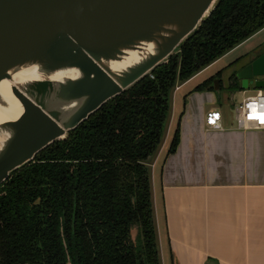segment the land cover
Wrapping results in <instances>:
<instances>
[{
    "label": "trees",
    "instance_id": "1",
    "mask_svg": "<svg viewBox=\"0 0 264 264\" xmlns=\"http://www.w3.org/2000/svg\"><path fill=\"white\" fill-rule=\"evenodd\" d=\"M263 28L264 0H220L166 63L12 173L0 186V264H162L151 166L173 93Z\"/></svg>",
    "mask_w": 264,
    "mask_h": 264
},
{
    "label": "water",
    "instance_id": "2",
    "mask_svg": "<svg viewBox=\"0 0 264 264\" xmlns=\"http://www.w3.org/2000/svg\"><path fill=\"white\" fill-rule=\"evenodd\" d=\"M219 1L0 0V86L21 110L0 124V186L166 63ZM236 76L264 90V54ZM0 108L17 109L1 92Z\"/></svg>",
    "mask_w": 264,
    "mask_h": 264
},
{
    "label": "crops",
    "instance_id": "3",
    "mask_svg": "<svg viewBox=\"0 0 264 264\" xmlns=\"http://www.w3.org/2000/svg\"><path fill=\"white\" fill-rule=\"evenodd\" d=\"M237 52L233 74L264 54V28L206 70ZM203 72L174 91L166 138L151 166L161 263L264 264V129L240 130L236 121L239 106L258 90L238 80L230 91L232 75L227 86L218 77L217 90L204 86L220 72L192 85ZM225 88L232 97L220 96ZM211 110L222 113L221 130L207 127ZM178 127L177 150L168 155Z\"/></svg>",
    "mask_w": 264,
    "mask_h": 264
},
{
    "label": "built area",
    "instance_id": "4",
    "mask_svg": "<svg viewBox=\"0 0 264 264\" xmlns=\"http://www.w3.org/2000/svg\"><path fill=\"white\" fill-rule=\"evenodd\" d=\"M153 78V76H151ZM264 114V91L258 90L256 95L249 97L237 109L236 121L240 130H262L264 124L259 120L250 119V116ZM222 113L219 110H211L206 116V125L213 130L222 129Z\"/></svg>",
    "mask_w": 264,
    "mask_h": 264
},
{
    "label": "rangeland",
    "instance_id": "5",
    "mask_svg": "<svg viewBox=\"0 0 264 264\" xmlns=\"http://www.w3.org/2000/svg\"><path fill=\"white\" fill-rule=\"evenodd\" d=\"M242 51V50H241ZM240 51V52H241ZM240 52H237L236 54L228 57V58H225L224 60H221L219 61L214 67L212 68H209V69H205L204 72L202 73V75L196 80V82H194L192 85H195L197 84L198 82L201 84L203 82L204 79H207V78H211L212 76H214L216 73H219L220 76H221V79L223 81V84L227 86V83L229 82V78L231 75H233L232 71H231V67L229 66V64L234 60L233 58L240 54ZM236 58V57H235ZM218 80V79H216ZM215 82V80H214ZM214 82L212 85H214ZM231 84V82H230ZM198 85V84H197ZM190 86V85H189ZM188 87V86H187ZM189 88V87H188ZM227 89L225 88L224 90H222L220 96L222 97H225L226 95L232 97L233 96V93H230L228 91H226ZM234 101H235V104L238 105L239 102H240V97L236 94L235 98H234ZM172 102H173V98H172ZM230 105L233 106L230 102ZM232 108V107H231ZM233 109V108H232ZM230 110V113L232 116H234V112L233 110ZM171 116V115H170ZM167 133V131H166ZM165 138H166V135H165ZM164 138V140H165Z\"/></svg>",
    "mask_w": 264,
    "mask_h": 264
},
{
    "label": "bare ground",
    "instance_id": "6",
    "mask_svg": "<svg viewBox=\"0 0 264 264\" xmlns=\"http://www.w3.org/2000/svg\"><path fill=\"white\" fill-rule=\"evenodd\" d=\"M34 72L32 73L29 70L20 72V73H18L16 75V79L18 81H21V82H23L24 80L34 79V75H35ZM10 88H11L10 83L7 82V81H4L1 84V86H0V92L17 109H16V111L7 112V111L3 110L2 108H0V124L1 123H4L6 121H11V120L17 119V117H18V116H16L17 113H20L21 112V110L19 109L18 102L12 96V92H11V89Z\"/></svg>",
    "mask_w": 264,
    "mask_h": 264
},
{
    "label": "snow or ice",
    "instance_id": "7",
    "mask_svg": "<svg viewBox=\"0 0 264 264\" xmlns=\"http://www.w3.org/2000/svg\"><path fill=\"white\" fill-rule=\"evenodd\" d=\"M249 118L259 120L260 123L264 124V114L250 116Z\"/></svg>",
    "mask_w": 264,
    "mask_h": 264
}]
</instances>
